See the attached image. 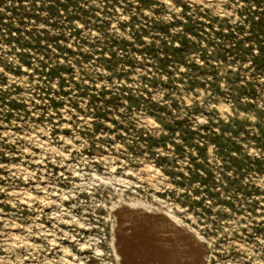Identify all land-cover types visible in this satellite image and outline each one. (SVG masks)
<instances>
[{
  "label": "rangeland",
  "instance_id": "rangeland-1",
  "mask_svg": "<svg viewBox=\"0 0 264 264\" xmlns=\"http://www.w3.org/2000/svg\"><path fill=\"white\" fill-rule=\"evenodd\" d=\"M0 264H264V0H0Z\"/></svg>",
  "mask_w": 264,
  "mask_h": 264
}]
</instances>
